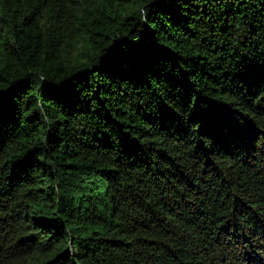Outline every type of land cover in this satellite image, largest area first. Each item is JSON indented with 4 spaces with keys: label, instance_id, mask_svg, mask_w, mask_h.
<instances>
[{
    "label": "trees",
    "instance_id": "1",
    "mask_svg": "<svg viewBox=\"0 0 264 264\" xmlns=\"http://www.w3.org/2000/svg\"><path fill=\"white\" fill-rule=\"evenodd\" d=\"M0 264H264V0H0Z\"/></svg>",
    "mask_w": 264,
    "mask_h": 264
}]
</instances>
